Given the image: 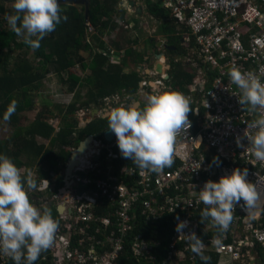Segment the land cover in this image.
Here are the masks:
<instances>
[{
    "label": "built area",
    "instance_id": "2783aa9c",
    "mask_svg": "<svg viewBox=\"0 0 264 264\" xmlns=\"http://www.w3.org/2000/svg\"><path fill=\"white\" fill-rule=\"evenodd\" d=\"M130 1L134 2L133 8L128 5ZM145 2H159L169 10V19L181 36L180 45L185 53L173 61L193 74L191 83L181 92L191 98L193 111L188 114L191 127L177 136L174 163L160 173L115 164L122 157L116 140L92 138L84 154L76 156L77 163L71 169L65 162L58 164L49 178L34 176L38 187L29 191L32 203L41 210L55 209L53 218L59 223L55 244L34 264L194 263L195 253L190 250L188 240L176 231L178 221H187L183 232H195L205 244L204 252L216 255L219 264H264L259 254L264 248V161L250 154L246 138L255 134L256 130L247 128V124L259 113L249 112L247 105L241 107L240 90L228 76L231 67L237 66L264 83V0H122L120 8L130 18L136 7H141L143 13ZM145 17L159 25L148 13L141 18ZM117 22L123 25L122 21ZM86 26L87 36L92 35L93 28L89 23ZM131 26L129 22L125 27ZM113 38L111 35L110 39ZM103 40L111 51L109 38ZM166 48L167 39L161 36L155 49L152 48L155 50L152 66L144 57V63L136 67L141 76L137 95L155 94L158 87L170 89L167 59H161L164 74L154 69L155 56ZM113 61L117 62V58ZM151 82L156 86L154 91ZM131 98L128 95L103 98L97 117L110 108L129 106ZM90 112V109L76 110L74 116L79 127L91 120ZM55 121V125L53 120L47 123L56 127L58 120ZM237 141L242 147L237 146ZM203 146L225 165L212 164L210 158L215 157L202 153ZM95 156L98 161H94ZM234 168L247 169V180L261 194L260 206L253 214L243 210V202L237 205L235 218L218 247L213 238L207 239L213 227L200 222L205 205L199 201L198 193L206 181H218ZM58 177L63 185L54 193ZM168 216L174 223V231L165 256L158 261L155 248L159 243L153 225ZM137 228L143 232H137ZM0 264L15 262L0 253Z\"/></svg>",
    "mask_w": 264,
    "mask_h": 264
},
{
    "label": "trees",
    "instance_id": "16d2710c",
    "mask_svg": "<svg viewBox=\"0 0 264 264\" xmlns=\"http://www.w3.org/2000/svg\"><path fill=\"white\" fill-rule=\"evenodd\" d=\"M121 2L122 0H90L87 21H85L83 9L80 10L77 6L60 5L61 14L68 17L67 21H61L55 31L40 41V47L35 51L26 45L22 37L17 36L11 28H4L0 20V120H3V114L9 103L12 100L18 102L15 113L6 122L13 129L7 138L0 140V154L10 157L21 169L22 174L32 172L33 166L40 165L37 171L38 177L49 178V174L56 171L60 162L69 160L71 148L77 146L89 135L97 136L101 131L108 130L107 119L92 120L73 137L77 124L74 114L77 109H89L91 104L97 106L103 98L117 93L136 94L141 81L140 73L136 66L130 71H126L125 68L130 61L137 65L143 63L144 57H147L140 46V39L133 35L138 29V19L144 13L158 20L161 36L167 39V47L171 48L167 52L170 64L168 74L170 89L185 92V87L191 83L193 74L173 61V57H180L185 51L180 45L181 36L177 35L178 30L169 19V10L162 8L159 2L155 4L145 2L141 15L127 18L126 12L120 8ZM0 3L3 4L2 1ZM2 11L0 5V12ZM117 20L122 21L123 25H119ZM129 22H132V26L126 28ZM86 23L93 28L92 35L87 36ZM111 35L114 36L113 39H110ZM105 37L109 38L108 46L112 48V52L107 50V44L103 40ZM146 43L155 49L157 40L148 39ZM23 50L31 51L37 64H32L24 55H21L22 53L14 55L17 51ZM84 53L88 54V60L83 56ZM115 57L119 58V62L113 61ZM77 66L82 73H85L83 76L73 72ZM49 72L56 74L62 87H65L66 93L74 92L75 94L73 102L66 105L64 109L56 106L60 132L55 137H52L54 127L43 120L45 118L42 117V113L27 126L20 125L19 116L20 113L32 108L34 100L31 97L41 94L42 81ZM82 88L87 89L85 94L87 101L77 105L81 100L80 89ZM33 91H36L34 95L30 93ZM50 114L52 113L49 112ZM37 137L50 140V145L46 147L42 143L38 144ZM202 153L208 157H215L214 153L205 146L202 148ZM35 159L38 160V164ZM131 162L121 157L115 164L124 166ZM210 162L217 166L225 165L221 161L214 162L211 158ZM125 183L130 184V181L125 179ZM62 185V178L58 177L55 181L54 193ZM50 210L52 216H56L55 209ZM95 211L99 212L100 209ZM153 226L157 229L154 237L157 238L159 245L155 248V255L159 261L167 251L168 240L174 231V223L168 216ZM201 236L203 239V233ZM204 254L210 257L207 264H217L216 255L208 252ZM259 254L264 263V248H261ZM194 257L195 261L192 264H205L196 254Z\"/></svg>",
    "mask_w": 264,
    "mask_h": 264
},
{
    "label": "clouds",
    "instance_id": "9594fccd",
    "mask_svg": "<svg viewBox=\"0 0 264 264\" xmlns=\"http://www.w3.org/2000/svg\"><path fill=\"white\" fill-rule=\"evenodd\" d=\"M13 10V14L5 17L8 25L33 51L61 21L68 19L61 14L58 0H13ZM228 76L240 90L241 107L247 105L249 112L259 113L247 124V128L256 130L255 134L246 138L250 154L264 161V83L260 77L242 72L237 66L231 67ZM17 106L16 100L9 103L3 114L5 122ZM192 111L190 97L176 90H158L146 97L143 108L113 107L107 110L106 119L121 156L142 170L160 173L173 165L176 138L182 130L191 127L188 114ZM237 146L242 147L239 141ZM214 162L218 163L217 158ZM247 175V169L234 168L218 181H206L198 193L199 201L205 205L200 222L210 219L217 229L213 242L218 247L222 246V237L235 218L237 205L243 202V210L253 214L260 206L261 194L247 180ZM37 187L33 173L22 174L10 157L0 154V253L15 264H34L56 241L58 221L50 209L41 210L29 197V191ZM185 227L187 221H178L176 231L185 236L190 250L207 264L210 257L204 254L205 244L195 232L185 234Z\"/></svg>",
    "mask_w": 264,
    "mask_h": 264
},
{
    "label": "rangeland",
    "instance_id": "374dc122",
    "mask_svg": "<svg viewBox=\"0 0 264 264\" xmlns=\"http://www.w3.org/2000/svg\"><path fill=\"white\" fill-rule=\"evenodd\" d=\"M0 5L2 6V9H3V11L0 12V20L3 22V27L9 29L10 27L5 17L7 15L13 14L14 12L13 0L9 2H3V4L0 3ZM138 21H139L138 29L137 31L133 33V35L140 39V42H141L140 46L147 53L145 55H147V58L150 62V66H152V62H154L153 59H154L155 50L152 49L151 46L146 43V41L148 39H155L158 41L161 39L162 34L160 33V29H159L160 26L157 23H154L153 21L149 20L147 17L139 18ZM86 40L88 41V39ZM18 53H22L21 55L22 56L24 55V57L27 58L28 61L32 62V64L34 63L37 64V61L34 58L31 51L30 52L25 51V50L17 51L14 55ZM83 56H85L87 60L89 59L87 53H84ZM129 63L133 66L135 65L131 61ZM133 66H130V69ZM76 70H78L77 75L79 76H82V74H85V73H82L79 67H77ZM86 73H89V72L86 71ZM42 84H43V89L41 91V94H39L38 96L35 95V97L33 96V98L31 97V99L34 100V104L32 108L29 109L28 111H25L19 114L20 120H21L20 125L22 126L29 125L30 122H32L40 113L43 114L42 117L45 118L46 122H50L51 120H53L52 124L55 125L56 124L55 118H57V115H58L56 106H60L62 107V109H64L65 106L67 105L66 100L67 101L71 100L72 95H69L68 93L65 92L66 90L65 87H62V84L60 83L59 78L56 76L55 73L49 72L48 74H46V77L43 79ZM35 92L36 91L30 92V93L34 95ZM80 93L83 94L82 96H84L86 93V89L85 88L80 89ZM141 101L142 103H145L146 99L143 98V100ZM72 102L73 100L70 101V103ZM49 112H51L52 114L49 115ZM12 129L13 128L11 125H9L3 120H0V140H4L5 138H7L12 133ZM55 129L57 131V126L55 127ZM36 140L38 142L39 139H36ZM41 142L42 141L40 140L38 144H41ZM42 143L48 144V142H42ZM35 162L37 164L39 163L37 159H35ZM37 166L41 167L40 165H37ZM34 167L35 166L32 167L31 173H33L34 176H37L38 169L36 168L37 171H35Z\"/></svg>",
    "mask_w": 264,
    "mask_h": 264
},
{
    "label": "crops",
    "instance_id": "0c3cea01",
    "mask_svg": "<svg viewBox=\"0 0 264 264\" xmlns=\"http://www.w3.org/2000/svg\"><path fill=\"white\" fill-rule=\"evenodd\" d=\"M167 52H168V50H166L164 53H165V56H166V59H167V61L169 60V58H167ZM119 57V56H118ZM117 57V62H119L118 61V59L120 58H118ZM174 58V57H173ZM131 62H133V61H131ZM153 63V62H152ZM135 64V63H134ZM130 66H133V65H131L130 63L127 65V67L125 68V70L126 71H130V70H133V69H135V66L137 67L138 66V64L136 65H134L131 69H130ZM73 72L74 73H77L78 74V70H76V68L73 70ZM82 76H83V74H82ZM86 89V88H85ZM87 90V89H86ZM138 90H140V85H139V88H138ZM138 90H137V92H138ZM137 92H136V94H125L124 92H121V93H117V94H115V95H113V96H116V95H118V96H122V97H127V95L128 96H130V97H132L130 100H131V102L129 103H127L129 106H136L137 104V106L138 107H140V106H144V104L145 103H142V101L141 100H143V98H141V100H140V98H138L137 96H135V95H137ZM86 94V93H85ZM69 95H72V97H71V100L70 101H72L73 100V98H74V92L73 93H69ZM68 95V96H69ZM83 94H81L80 93V99L81 100H79L78 101V104L77 105H79V104H81V103H84V102H86L87 100H86V95H84V96H82ZM113 96H110V97H113ZM139 96V95H138ZM61 97V96H60ZM146 99V98H145ZM70 101H67L66 100V104L67 105H69L70 104ZM138 102V103H137ZM137 103V104H136ZM93 108V109H92ZM80 109V108H79ZM90 113H92V111L94 110V109H97V113H98V110H99V105L97 104V106H94L93 104H91V106H90ZM92 109V110H91ZM78 110V109H77ZM75 115V114H74ZM75 117V116H74ZM57 119V118H56ZM98 119H103V118H101V117H97V114H96V117H95V119H93V114H91V120L90 121H92V120H98ZM104 119H106V118H104ZM44 121H45V119H43ZM58 120V126H57V131H56V129L54 128V132H53V134H52V137H55L59 132H60V130H59V119H57ZM75 120H76V118H75ZM46 122V121H45ZM77 122V121H76ZM86 126V124L85 125H83V126H81V127H79V123L77 122V124H76V130H75V132L73 133V137L74 136H76L77 134H79V132H80V130L82 131L83 130V128ZM108 130H110V129H108ZM107 131V130H106ZM106 131H101V133H99L97 136H94V135H89L88 137H92V138H94V139H96V140H101V139H103L104 138V133L106 132ZM37 139H39L38 140V142L37 143H39V141L41 140L42 142H48V144H43L42 142V144L43 145H50L49 143H50V140H48V139H41L40 137H37ZM86 140V138L84 139V140H82L81 142H79V144L77 145V146H75V147H73V148H71V150H77L78 149V147H79V145L82 143V142H84ZM105 140V139H104ZM114 140H116V137L114 138ZM90 144L91 143H89L88 144V147L90 146ZM46 147H48V146H46ZM118 147V146H117ZM57 150H58V148H56ZM123 158V157H122ZM70 159V158H69ZM67 161H69V160H67ZM60 163H63V162H60ZM65 163V162H64ZM117 165H120V164H117ZM128 166H136L135 164H133V162H131V163H127L126 165H124V167H128ZM36 168H39V167H36ZM40 169V168H39ZM58 169V166H57V168H56V170ZM204 223H205V225L207 226V225H211L212 227H213V225H212V223H211V221H210V219H208V220H205L204 221ZM213 229H214V227H213ZM209 230V233L210 234H207V239L208 238H214V236H216V234H217V229H216V231H214V230ZM137 232H143V229L142 228H137ZM208 253H211V252H209V251H207ZM217 264H219V258H217ZM190 264H192V263H190Z\"/></svg>",
    "mask_w": 264,
    "mask_h": 264
},
{
    "label": "water",
    "instance_id": "95a60500",
    "mask_svg": "<svg viewBox=\"0 0 264 264\" xmlns=\"http://www.w3.org/2000/svg\"><path fill=\"white\" fill-rule=\"evenodd\" d=\"M0 1L9 2V1H12V0H0ZM58 3H60V5H66V6H77L80 10L83 9L84 10L85 21L88 20V10H89L90 0H58ZM128 5L131 8H133L134 7V2L130 1ZM141 11H142L141 7H136L134 9V14L135 15H139V14H141ZM170 49L171 48H168V47L166 48V50H170ZM164 58H166L165 53H159L158 55L155 56V61L156 62H155L154 69H155V71L158 74H164V72H165V69L163 68V65H162V62H161V59H164ZM150 88L152 89V91H154L155 88H156L155 84L151 82ZM158 90H162V88L158 87ZM137 105H136V107H138ZM106 113L103 114L101 116V118H103V119L106 118ZM91 114H93V119H95L96 114H97V109H94ZM114 138H115V135H114V133L111 130H107L104 133V139L106 141L111 142L112 140H114ZM91 140H92V137L86 138V140L79 145V147L77 149V152L76 153H71V156H70V159H69V163H68L69 164L68 169H71L77 163L76 156L84 154V152L87 149L88 144L91 142ZM94 161H98V157L97 156L94 157Z\"/></svg>",
    "mask_w": 264,
    "mask_h": 264
},
{
    "label": "flooded vegetation",
    "instance_id": "af4514ba",
    "mask_svg": "<svg viewBox=\"0 0 264 264\" xmlns=\"http://www.w3.org/2000/svg\"><path fill=\"white\" fill-rule=\"evenodd\" d=\"M150 94H147V93H145V94H142V95H135V96H137L138 98H140V100H141V98H146L147 96H149ZM66 163L68 164L69 163V161H66Z\"/></svg>",
    "mask_w": 264,
    "mask_h": 264
}]
</instances>
